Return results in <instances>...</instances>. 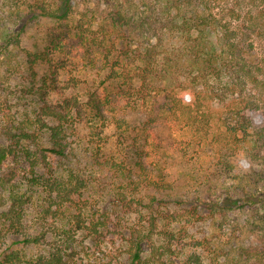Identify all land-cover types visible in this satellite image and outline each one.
I'll list each match as a JSON object with an SVG mask.
<instances>
[{
    "label": "trees",
    "instance_id": "trees-1",
    "mask_svg": "<svg viewBox=\"0 0 264 264\" xmlns=\"http://www.w3.org/2000/svg\"><path fill=\"white\" fill-rule=\"evenodd\" d=\"M78 1L0 0L1 76L9 80L24 70L29 85L20 92L40 97L35 107L19 111L22 95L12 102V93L0 79V173L8 159L29 164L26 190L39 186L36 171L46 167L42 152L68 160L71 151V162L76 163L74 153L81 154L79 143L69 147L66 138L86 112L98 128L93 132L96 136L110 123L111 97L103 99L95 91L88 101L75 95L57 103L46 101L47 92L32 85L34 66L46 58L21 46L30 25L41 20L67 21ZM140 1L148 12L139 18L121 0L88 1L103 13L97 31L85 41L95 42L85 51L87 62L103 71L101 85L133 89L134 104L146 105L153 120L180 126L187 146L209 156L210 168L228 175L234 172L235 161L245 159L251 169L233 177L237 185L232 190L203 197L199 186H181L168 180L160 165L155 163L154 170H149L142 156L131 161L126 155L120 166L128 174L122 179L121 191L116 190L108 204L116 212L114 220L104 204L97 211L81 208L65 214L59 218L61 227L70 229L60 232L59 244L48 243V228L40 234L25 233L20 243L41 246L43 252L34 256L14 252L2 264H69L77 252L74 234H84L96 243L111 225L124 247L112 264H141L144 260L163 264L170 248L163 236L194 227L205 215L213 220L236 212L254 213L252 232H260L264 241V57L255 53V42L264 41V0ZM76 26L83 30L82 23ZM77 35L84 34L77 31ZM113 118L117 130L126 124L124 118ZM72 173V188L68 180L59 183L66 208L83 193L82 180L76 171ZM149 187L153 193L146 192ZM19 190L21 183L4 181L0 175V207L6 206L2 215L11 219L10 228L19 220L12 216L14 207L21 210L24 203ZM120 213L133 215V224L122 227ZM144 243L149 249L147 258H143ZM254 256L250 264H264V248Z\"/></svg>",
    "mask_w": 264,
    "mask_h": 264
},
{
    "label": "rangeland",
    "instance_id": "rangeland-1",
    "mask_svg": "<svg viewBox=\"0 0 264 264\" xmlns=\"http://www.w3.org/2000/svg\"><path fill=\"white\" fill-rule=\"evenodd\" d=\"M88 1H78L79 6L67 21L41 20L30 25L22 36L21 46L29 52L43 53L46 58L44 62L34 66L35 77L32 81L34 89L42 88L47 92L44 97L46 101L57 103L71 95L88 101L93 91L103 99L111 97L113 112L109 115V126L101 136L94 135L93 132H98V128L94 126L92 117H89L91 114L86 112L81 120H77L72 136L70 130L66 138L69 147L79 143L81 154L74 153L76 163L71 162V148L68 149V160H58L48 152H42L46 167L36 171L40 181H37L39 186L35 189L26 190L31 173L29 164L11 159L2 164L0 175L3 180L9 179L13 184H22L18 195L22 196L24 203L20 204L21 210L18 205L13 209L12 216L19 218L13 222V228H10L11 219L2 215L6 206L0 207V264L6 255L14 252L22 251L29 256L43 252L41 246L24 247L20 243L25 233L40 234L48 228V243L59 244L60 235L62 236L60 232L70 229L69 226L61 227L63 220L59 218H65V214L77 213L81 208L97 211L104 204L105 211L114 220L116 212H111L108 204L113 193L116 190L121 191L122 179L128 174L120 166L123 164L122 157L126 155L131 161L142 156L149 170H154L155 163L160 165L168 180L181 186L190 187L193 184L191 189L199 186L203 197L232 190L237 185L233 177L248 172L252 167L245 159H238L234 162V172L228 175L221 173L216 167L210 168L209 156L187 146L180 126L159 119L153 120L146 113V105L134 104L136 96L133 89L121 90L117 86L101 85L103 71L97 64L91 65L87 62L88 55L85 51L86 47L95 46V42L85 41H88L87 38L91 39L97 31L103 13L102 8L101 12H97L95 4L89 5ZM121 2L134 18L148 12L147 5L140 0ZM83 14H86L84 18ZM78 22L82 23V31L77 30ZM77 31L84 35L79 38ZM255 48L256 56L264 57V41H256ZM2 69L1 67L0 79L5 82L4 86L8 87L7 92L12 93L10 97L15 102L14 98L22 95L20 91L29 85L28 75L22 70L16 77L7 80L1 76ZM22 97L23 100L18 106L22 112L26 108L35 107L40 99L37 95ZM12 110L15 111L16 108ZM113 116L124 118L126 124L119 130L115 129L111 122ZM75 171L82 180L83 193L80 197L73 198L72 204L68 203L70 208H66L60 194L64 188L59 183L67 182L66 180L71 183V173ZM72 183L68 187L72 188ZM147 189V193L154 192L151 187ZM120 218L122 227L133 224V215L120 213ZM253 222L252 212L229 213L223 218L216 217L213 220L205 215L201 223L194 227L163 236L170 246L163 256V264H250L252 258H255L254 255L262 252L264 248L263 235L252 232ZM158 228V231H162L161 226ZM74 238L73 245L77 252L69 264H112L124 248L120 245L112 225L105 237L96 243L84 234H74ZM144 249L146 254L143 258H147L149 249L146 243ZM141 264L154 263L144 260Z\"/></svg>",
    "mask_w": 264,
    "mask_h": 264
}]
</instances>
